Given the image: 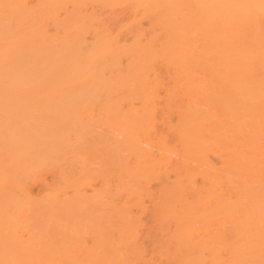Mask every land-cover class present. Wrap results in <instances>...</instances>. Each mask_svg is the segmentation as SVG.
<instances>
[{
	"label": "rangeland",
	"instance_id": "374dc122",
	"mask_svg": "<svg viewBox=\"0 0 264 264\" xmlns=\"http://www.w3.org/2000/svg\"><path fill=\"white\" fill-rule=\"evenodd\" d=\"M191 6L0 0V36L36 80L0 86V260L264 264L261 236L234 229L244 216L218 214L209 223L229 231L192 235L205 196L215 201L207 175L232 194L228 208L261 202L264 96L214 71L220 53Z\"/></svg>",
	"mask_w": 264,
	"mask_h": 264
},
{
	"label": "bare ground",
	"instance_id": "6f19581e",
	"mask_svg": "<svg viewBox=\"0 0 264 264\" xmlns=\"http://www.w3.org/2000/svg\"><path fill=\"white\" fill-rule=\"evenodd\" d=\"M191 10L194 11L195 17L198 18L204 32L212 34L214 37L215 47L221 57L213 66L214 71L227 75L228 79L232 77L235 82L234 87H236L237 82L240 94L251 90L254 93L253 96H264V76L254 83L248 80L256 75L264 74V0H194V6H191ZM11 38H13L11 34L0 36V86L12 84L15 87H21L25 84H35L34 73L24 64L26 54L12 52L14 43L9 40ZM19 46L18 49L25 52L24 47ZM11 55L19 56L23 61L14 69L9 64L11 61L8 59L2 61ZM221 101L226 103L228 97L221 98ZM206 125L215 127L217 122L208 120ZM112 132L114 131L112 130ZM218 156L223 158L225 155L221 151ZM207 159L205 158V161ZM205 180L208 181V186L204 184L207 186L206 191L214 194L215 201L212 202L209 194L205 196L202 207V215L205 221L192 235H215L219 231H229V227L223 226L221 220L218 219L216 225L210 224L209 220L218 214L229 212L227 215H230L232 212L236 216L245 217L243 224L240 223L237 226L235 224L234 229L247 232V239L249 240L252 235L259 234L264 245V194L258 193L257 197H261V202L250 205L246 211L240 207L236 208V206L235 209H232L228 208L232 194L220 195L216 193V188L220 186V180L216 176L209 175ZM227 182L229 185H240L239 181L235 179ZM189 183L195 184L197 182L190 180ZM262 190L264 191V189ZM3 246L5 247V244ZM6 249H4L5 252L8 251ZM229 254L231 257L240 259L236 252L229 250ZM9 255H11L10 252L8 259L6 257V259L0 260V264H19V261L9 258ZM213 262V264H223L219 257Z\"/></svg>",
	"mask_w": 264,
	"mask_h": 264
}]
</instances>
